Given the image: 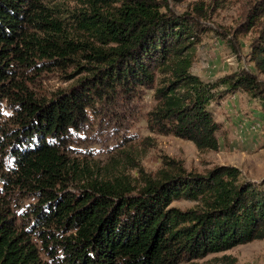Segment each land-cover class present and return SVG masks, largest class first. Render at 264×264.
I'll use <instances>...</instances> for the list:
<instances>
[{"label": "trees", "instance_id": "obj_1", "mask_svg": "<svg viewBox=\"0 0 264 264\" xmlns=\"http://www.w3.org/2000/svg\"><path fill=\"white\" fill-rule=\"evenodd\" d=\"M49 1L0 0V99L13 107L0 133L13 162L0 182V264H181L264 241V182L241 180L235 167L199 175L171 161L137 188L125 176H93L66 154L97 102L137 87L155 101L150 133L217 151L210 103L240 92L264 111V0L236 31L259 30L248 53L256 73L242 68L214 82L190 72L202 27L188 14L163 13L166 0H80L83 9L69 16L76 38L59 17L72 0ZM75 58L91 76L49 100L13 83L12 61L47 70ZM74 184L81 188L67 192ZM19 193L35 201L22 217L10 203Z\"/></svg>", "mask_w": 264, "mask_h": 264}, {"label": "rangeland", "instance_id": "obj_2", "mask_svg": "<svg viewBox=\"0 0 264 264\" xmlns=\"http://www.w3.org/2000/svg\"><path fill=\"white\" fill-rule=\"evenodd\" d=\"M259 1L166 0L168 9L161 10L163 13L169 10L176 15L188 14L203 29L199 41L190 51L193 75L204 82H214L242 68L256 73L248 53L259 30L253 29L244 35L236 31ZM56 2L50 0L48 4ZM82 9L80 0L60 4L59 17L75 38L77 34L69 16ZM75 59L78 62L64 68L49 66L47 70L28 69L12 61V69L16 71L13 83L22 84L37 101L49 100L58 91H68L76 87L79 80L91 76L81 68L88 67L85 60ZM154 105L152 92L140 87L129 93L119 89L109 98L97 102L87 112V120L80 130L71 135L66 148L68 158L80 167L88 168L93 176L105 179L125 176L137 188L143 184L145 176H155L165 163L171 161L181 164L187 173L199 175H205L216 166H231L240 171L243 181L264 182V111L257 101L238 92L224 94L210 103L208 110L220 125L217 133L219 149L204 152L198 151L191 142L150 133L146 114ZM12 115L13 107L6 99H0V133ZM0 140H3L2 136ZM12 165L0 142V182L2 175L11 171ZM80 188L74 184L66 191L75 193ZM14 196L10 200L11 209L17 217H22L35 201L24 193ZM172 207L188 209L193 203L174 202ZM181 264H264V241Z\"/></svg>", "mask_w": 264, "mask_h": 264}]
</instances>
